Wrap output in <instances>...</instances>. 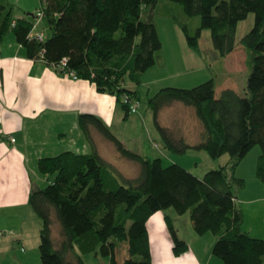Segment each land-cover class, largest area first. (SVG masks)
<instances>
[{"label":"trees","instance_id":"1","mask_svg":"<svg viewBox=\"0 0 264 264\" xmlns=\"http://www.w3.org/2000/svg\"><path fill=\"white\" fill-rule=\"evenodd\" d=\"M171 1L182 5L186 16L201 19L195 36L188 25L180 24L189 47L200 52L202 33L210 30L221 58L235 51L239 24L250 14L256 16L253 29L241 41L248 55L246 97L233 89L218 95L216 81L209 80L192 89L164 88L150 99L169 150L178 154L205 150L214 160L230 155L231 167L212 170L203 178L177 164L165 167L162 159L127 149L99 118L81 116L80 127L88 137L91 128L98 130L122 158L139 164L140 174L135 179L124 177L94 145L92 154L65 152L42 159L39 171L54 177L30 196V205L43 221L42 264H85L82 256L92 253L109 258L110 264H154L147 224L154 214L170 209L181 216L189 213L199 236L212 233L217 238L213 254L224 264H264V239L253 238L242 228L238 196L246 181L236 176L242 161L259 146L257 178L264 184V0ZM40 2L52 36L45 43L31 40L33 23L15 21L13 8L0 0V43L12 30L29 58L53 66L68 59V71L116 96L131 114L124 97L140 98L124 86L126 78L142 85L143 74L156 65L157 53L163 49L157 25L144 19L159 0ZM174 103L195 109L203 127L200 143L176 139L160 125L161 111ZM54 216L62 228L59 247L53 240ZM166 220L174 254L182 256L189 245L168 216Z\"/></svg>","mask_w":264,"mask_h":264},{"label":"crops","instance_id":"2","mask_svg":"<svg viewBox=\"0 0 264 264\" xmlns=\"http://www.w3.org/2000/svg\"><path fill=\"white\" fill-rule=\"evenodd\" d=\"M14 19L34 23L28 18ZM41 25L42 22L37 33L45 32L41 30ZM185 42L181 35H176V41L172 42L175 51L173 60L157 57L156 65L143 74L142 84L158 66L166 69L173 65L176 70L173 77L181 78L186 60H181L179 52ZM165 46L163 42L162 50ZM223 60L229 71L220 83H216L217 94L227 89L241 94V86L233 72L242 69L247 70L249 75L248 67L245 69V65H242H247L246 49L238 51L236 43L235 51ZM169 79L168 76H160L150 80L148 85L157 86V94L168 88L164 82ZM172 82L179 85L174 87H181L191 81L178 79ZM124 86L129 89L126 82ZM135 86L138 85L133 83L129 90L138 92ZM180 104L174 103L164 108L159 122L176 139L187 140V125L180 113L183 110ZM0 109L4 111V123L0 125V264H42L38 252L40 255L43 221L30 205V196L33 189L43 187L41 183L47 184L54 177L43 175L39 171V162L65 152L92 154L94 145L102 159L114 167L116 164L106 159V139L95 128L90 129L88 137L80 127V117L92 115L99 118L122 142L126 136L122 130H116L117 123L120 122V126L137 123L138 118L133 119L118 103L116 96L100 92L92 81L74 79L45 61L29 58L27 50L18 43L12 30L0 43ZM140 117L146 119L142 114ZM129 150L147 157L141 152ZM159 154L171 156L162 150ZM195 175L199 178L205 176ZM123 176L134 179L129 175ZM167 216L179 237L189 245V251L182 256L174 254ZM147 226L154 264H224L213 254L217 238L212 233L199 236L189 213L181 216L174 209L158 212L150 218Z\"/></svg>","mask_w":264,"mask_h":264},{"label":"rangeland","instance_id":"3","mask_svg":"<svg viewBox=\"0 0 264 264\" xmlns=\"http://www.w3.org/2000/svg\"><path fill=\"white\" fill-rule=\"evenodd\" d=\"M3 2L5 5H11L13 8L14 18H28L34 22H37L36 13L41 6L40 0H3ZM144 19L146 21L152 20L157 25L162 37L161 39L166 45L164 50H161L157 53V57L162 56L170 61L173 60L175 54L172 42L176 41V35H181L183 39H186L180 24L188 25L193 36L197 34V31L201 26L200 17L191 18L186 16L183 6L172 2L171 0H159L157 6L154 9H149L146 12ZM255 21V14H250L247 20L239 24L236 35L238 51L245 49L241 41L253 29ZM41 30H45L47 39L53 34V31L47 20L42 21ZM185 43L186 44L184 48H181L179 52V57L181 60L184 58L186 60L183 75H180L181 78H178L177 76L173 77L176 73L173 65L166 69H163L159 66L154 68L146 77L145 84L135 86L141 98V106L139 108V114H131V117H133V119L138 118L137 123L129 122L124 126H120L119 122L115 128L116 130H122L123 134L126 136L123 137V142L126 148L132 149L139 153L141 152L140 154L146 155L152 160L161 158L164 160L163 164L165 167L177 164L186 168L193 174L204 176L206 173L212 170L231 167V156L225 155L220 159L214 160L205 150L199 151L195 149H189L186 154H178L169 150L166 146L164 138L162 137V134L158 129L155 121L154 111L150 105V99L154 97L157 92V86L148 85L149 81L153 78L168 76V78H171L172 81L178 79H188V81L191 82L186 83V85H180L181 87H174L179 85H175L177 83L172 82L170 79L166 80L164 84L173 88L192 89L205 82H208L209 80H215L218 84L222 78L228 74L229 70L223 60L224 58L220 57L219 53L214 47L212 32L210 30H204L202 33V37L200 38V52H195L189 47L188 42ZM193 56L195 58H193ZM242 65H245L244 67L247 69L248 65L245 63ZM246 71L241 69L233 72L235 74L234 77L241 86L242 97L247 96L246 88L249 75ZM126 83L129 86V89L133 87V82L129 78H126ZM180 107L183 109L180 111V113L184 116L187 125L188 143H200L203 127L197 118L195 109L186 107L183 104H180ZM140 114L146 116V119L144 120L141 118ZM168 118L170 119V117ZM190 140L198 141V143H192ZM105 141L107 147L106 159L111 163H115L116 166L114 167L123 175H129L134 179L137 178L141 170L139 164L122 158L115 145L108 140ZM160 150L171 156L163 157L159 154ZM260 155L261 148L256 146L242 161L236 171V176L246 181L245 189L241 190L238 196V208L241 210L244 217L242 228L243 231L249 233L253 238L256 239H264V184L257 178V164ZM41 186L44 187L45 183H41ZM52 229L54 243L56 247H59V244L62 240V228L55 216ZM38 257H40L39 252ZM82 258L85 264H110L109 258H105L94 253L83 255Z\"/></svg>","mask_w":264,"mask_h":264},{"label":"built area","instance_id":"4","mask_svg":"<svg viewBox=\"0 0 264 264\" xmlns=\"http://www.w3.org/2000/svg\"><path fill=\"white\" fill-rule=\"evenodd\" d=\"M45 20V12L43 9H39L36 13V21L32 25V32L30 34V39L35 40L39 43H45L47 40L45 32H38L37 29L39 28V25L41 22ZM16 26V23L14 24ZM39 60H42L41 58ZM44 61V60H42ZM54 67L60 71L63 72L66 75H69L73 77L74 79H78L76 74L74 72L68 71V59H63L60 63L54 65ZM124 102L129 105L130 107V113L131 114H137L139 112V108L141 106L140 101L131 99L129 96L124 97ZM4 123V111L3 109H0V125ZM13 142H15V139H12Z\"/></svg>","mask_w":264,"mask_h":264}]
</instances>
